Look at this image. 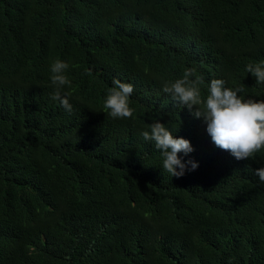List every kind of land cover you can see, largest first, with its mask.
Instances as JSON below:
<instances>
[{"label":"trees","instance_id":"16d2710c","mask_svg":"<svg viewBox=\"0 0 264 264\" xmlns=\"http://www.w3.org/2000/svg\"><path fill=\"white\" fill-rule=\"evenodd\" d=\"M261 62L264 0H0V264H264V150L237 160L162 90L194 68L202 98L223 79L264 100ZM114 79L131 118L107 115ZM156 121L198 169L164 172Z\"/></svg>","mask_w":264,"mask_h":264},{"label":"clouds","instance_id":"9594fccd","mask_svg":"<svg viewBox=\"0 0 264 264\" xmlns=\"http://www.w3.org/2000/svg\"><path fill=\"white\" fill-rule=\"evenodd\" d=\"M68 69L69 64L62 60L52 63L51 82L55 91L51 98L71 114L73 105L68 98L70 93L62 94L64 87L71 85L65 75ZM246 70L257 78V83H264V62L248 64ZM202 82L196 70L189 68L184 70L182 78L164 83L162 90L190 111L195 106L193 117L203 119L206 131L216 147L230 152L237 160L254 159L256 153L264 150V100L243 98L239 95L243 88L226 87L223 79L211 80L209 94L202 98ZM133 91L132 84L114 79L104 103L107 115L114 119L131 118L133 109L129 99ZM140 135L144 141L153 142L155 149L162 153V168L171 177L181 178L187 172L198 169V162L185 161L180 157V153L188 156L195 151L191 141L183 137L176 138L164 123L153 122ZM254 174L264 183V167L256 169Z\"/></svg>","mask_w":264,"mask_h":264}]
</instances>
